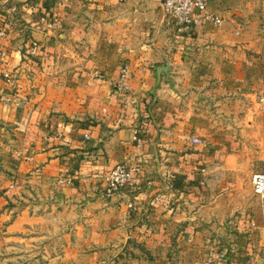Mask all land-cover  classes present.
<instances>
[{
  "label": "crops",
  "instance_id": "0c3cea01",
  "mask_svg": "<svg viewBox=\"0 0 264 264\" xmlns=\"http://www.w3.org/2000/svg\"><path fill=\"white\" fill-rule=\"evenodd\" d=\"M248 2L207 0L184 30L159 0H0V190L61 186L99 264H264ZM118 165L133 181L108 197L100 174Z\"/></svg>",
  "mask_w": 264,
  "mask_h": 264
},
{
  "label": "rangeland",
  "instance_id": "374dc122",
  "mask_svg": "<svg viewBox=\"0 0 264 264\" xmlns=\"http://www.w3.org/2000/svg\"><path fill=\"white\" fill-rule=\"evenodd\" d=\"M245 1H249L251 7L244 10L246 25L240 26V30H243L244 36H264V8L255 9L254 0ZM161 11L165 20L172 22L164 15L162 8ZM217 18L221 19L222 24L214 26L221 28L224 20ZM117 167L126 168L130 180L113 192L109 189L108 175ZM0 171L3 172L2 169ZM134 173L126 165H118L100 174V184L106 186L105 194L111 197L130 186ZM67 180L70 183H66ZM61 183L73 185L74 180L65 178ZM0 191L3 198L0 199V264H99L93 258L94 250L79 247L85 242L76 232L73 223H76L75 212L67 210L63 213L60 199L64 190L61 186L31 189L29 186L18 188L14 184ZM48 194H53L54 199L45 200Z\"/></svg>",
  "mask_w": 264,
  "mask_h": 264
},
{
  "label": "built area",
  "instance_id": "2783aa9c",
  "mask_svg": "<svg viewBox=\"0 0 264 264\" xmlns=\"http://www.w3.org/2000/svg\"><path fill=\"white\" fill-rule=\"evenodd\" d=\"M118 1L124 3L126 0ZM160 2L164 15L180 29H190L196 14L199 16L206 15L207 0H160ZM209 18L215 26L222 24L220 18ZM4 33V29L0 28V36H3ZM125 76L126 74L123 73L122 79H125ZM129 180L130 173L128 170L124 167H117L108 175L109 189L115 192ZM66 183H70V180H67ZM252 185L257 196H264V161L261 170L253 176Z\"/></svg>",
  "mask_w": 264,
  "mask_h": 264
}]
</instances>
